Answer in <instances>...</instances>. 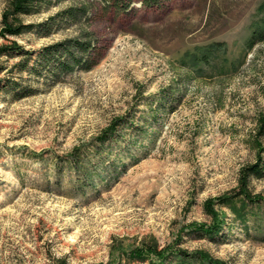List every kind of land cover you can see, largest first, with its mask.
Returning <instances> with one entry per match:
<instances>
[{"label": "rangeland", "instance_id": "374dc122", "mask_svg": "<svg viewBox=\"0 0 264 264\" xmlns=\"http://www.w3.org/2000/svg\"><path fill=\"white\" fill-rule=\"evenodd\" d=\"M11 1L0 50L94 33L101 57L45 84L0 55V79L30 93L0 91V264H264V176L244 174L264 161V42L248 43L264 0H47L11 22L70 7L86 20L4 36ZM151 246L167 260L131 257Z\"/></svg>", "mask_w": 264, "mask_h": 264}, {"label": "trees", "instance_id": "16d2710c", "mask_svg": "<svg viewBox=\"0 0 264 264\" xmlns=\"http://www.w3.org/2000/svg\"><path fill=\"white\" fill-rule=\"evenodd\" d=\"M135 0H107L108 5L113 7L117 12L127 11L130 8L131 2ZM145 6L154 7L161 5L167 0H139ZM48 5L47 0H12L9 9H7L3 16V34L4 36H22L25 33H31L37 30L40 34L49 36L55 26L59 23L80 25L87 17V11L84 8H67L60 11L48 21L43 22L39 26L34 25H16L11 22L10 17L19 15H31L42 6ZM259 12L262 14L261 21L255 26L250 39L248 41L250 47L255 46L260 42H264V1L259 7ZM97 39L93 34L85 35V33L78 37L65 39L60 42L53 43L42 47L38 52L33 50H25L24 47L13 43L10 46H4L0 50V55L7 57L21 58L10 69L13 75H22L29 72L31 75H36L39 80L45 84L61 81L65 77L73 74L77 70L90 71L98 63L101 55L97 47ZM37 57L35 64L31 65L32 60ZM7 68L0 66V73ZM10 74L9 77L0 79V91L5 95H11L18 98L28 96L29 89L23 88L21 82H18ZM14 74V75H15ZM112 129H110L111 131ZM109 132V131H108ZM260 134L264 135V116L261 122ZM105 136H108L105 134ZM75 151H78L76 149ZM73 166L76 168L80 165L78 160L74 161ZM78 165V166H77ZM246 176H264V161L258 160L255 164L250 165L244 170ZM242 195L245 200L248 199L255 203V198H251L249 193L243 191ZM215 227L207 229L205 232L208 235H218L219 232L214 230ZM177 258L179 264H218L211 259H207L197 253H188L186 251H178ZM166 251H159L157 247L136 248L131 252L133 259H147L150 256L158 258L160 261H166L168 255Z\"/></svg>", "mask_w": 264, "mask_h": 264}]
</instances>
